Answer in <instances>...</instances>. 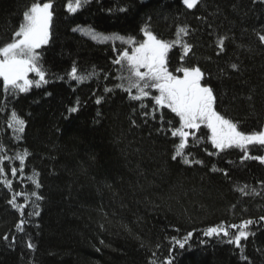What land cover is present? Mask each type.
<instances>
[{
  "label": "trees",
  "instance_id": "16d2710c",
  "mask_svg": "<svg viewBox=\"0 0 264 264\" xmlns=\"http://www.w3.org/2000/svg\"><path fill=\"white\" fill-rule=\"evenodd\" d=\"M44 1L52 4L50 41L37 52L47 83L13 94L0 81V264H264V164L214 148L205 125L172 159L179 117L155 105L156 89L130 99L137 89L126 91L127 63H114L123 48L86 34L136 45L143 30L180 39L168 70L182 78L177 68L200 67L216 110L250 133L264 129V0H199L193 9L182 0H87L74 13L69 0H36ZM33 2L0 0V46ZM180 28L188 34L178 37ZM73 67L83 81L70 76ZM13 112L25 121L22 133ZM248 155L264 148L249 146ZM245 220L254 223L237 248L228 240ZM214 226L230 236H205Z\"/></svg>",
  "mask_w": 264,
  "mask_h": 264
},
{
  "label": "snow or ice",
  "instance_id": "6c2138e0",
  "mask_svg": "<svg viewBox=\"0 0 264 264\" xmlns=\"http://www.w3.org/2000/svg\"><path fill=\"white\" fill-rule=\"evenodd\" d=\"M86 2L87 0H69L67 10L74 13L82 6V3ZM198 2L199 0H182V3L188 9L195 8ZM51 8V2H36L34 0L22 13V21L14 32L11 42L0 46V80H2V87L5 92L14 94L18 91L23 93L27 92L34 84L39 87L41 84L47 83L46 73L40 63V53L37 52V49H40L42 45H46L49 41V26L52 19ZM143 31L146 40L140 43L138 47L133 48L131 55H129L128 51H124L114 63H127L130 73L128 78L130 87L126 91L130 92L132 88L137 89V94L130 96V99L142 100L144 97L149 96V92L146 89H156L159 95L152 97L155 105L161 108L167 107L179 117L180 126L172 130V136H179L181 139L176 147V154L172 159L175 160L177 156H183V150L186 147L189 136V132L185 131V129L199 130L201 125H205L211 131L210 139L214 148L220 151L228 148H238L244 152V159L259 160L264 164V156L248 155L249 146L264 148V129L250 133L238 130L237 123L226 119L216 110L217 97L214 95L211 86L201 84L204 73L200 67L177 68L176 71L183 73L182 78L173 75L168 70V53L174 45L181 44V40L177 39L168 42L158 39L151 31ZM181 33L187 35L188 30L180 28L177 36L179 37ZM89 35L93 39L101 38L99 34L94 32H90ZM102 39H108V37H103ZM115 39L123 38L117 36ZM260 39L264 41V36H260ZM126 42L131 43V38ZM218 44L223 50L224 40L220 39ZM182 47L184 55H187L191 51L192 46L185 42ZM181 59H183V56ZM231 67L233 69L238 68L236 64L231 65ZM141 69H145V71H141ZM29 73H35L39 79H29ZM70 76L78 81H83L84 79V77L78 76L75 67L72 68ZM132 77H135V79H132ZM96 102L100 103V100L98 99ZM141 106L143 107L144 105L142 104ZM70 111L75 112L76 108H72ZM12 122L16 131L21 133L24 131L25 121L15 112L12 113ZM27 155L28 153L25 150V153L18 157L22 164ZM183 162L189 163L186 158ZM196 163L202 162L196 161ZM3 172L4 169L0 168V173ZM11 173L15 176L17 169L12 168ZM4 183L6 186H11V181L9 180H5ZM34 183L39 187L38 182L34 181ZM240 191L243 192V189H240ZM32 195L37 196L35 192ZM37 199H42V197L37 196ZM9 203L13 207H20L15 203V197ZM35 214L39 215V212ZM260 219L264 220V217ZM253 223L254 221L252 220L243 221L238 226V234L233 235L228 240V243H233L237 248H241L242 239L246 240L250 235L249 231L245 229ZM22 224L23 221L17 226L18 229L22 230ZM231 227L236 228L237 225H231ZM221 233L225 237L230 236L223 226L209 227L204 232V235L212 237L213 235L219 236ZM191 235L192 233L189 232L183 241L177 240L178 246L184 248L188 237H191ZM4 239L7 240L8 237L5 236ZM28 248H33V245L29 243ZM168 264H172V262L168 261Z\"/></svg>",
  "mask_w": 264,
  "mask_h": 264
},
{
  "label": "rangeland",
  "instance_id": "374dc122",
  "mask_svg": "<svg viewBox=\"0 0 264 264\" xmlns=\"http://www.w3.org/2000/svg\"><path fill=\"white\" fill-rule=\"evenodd\" d=\"M45 2V1H44ZM50 28H51V21H50V26H49V41H50ZM80 33H83V32H80ZM89 33L90 32H86V34H87V37L91 40V41H93V42H96V43H98V44H109V43H115V44H117V45H119L120 47H122L123 49L121 50V55L123 54V52L124 51H128L129 52V55H131V53H132V49L133 48H135V47H138L139 46V44L138 45H136L137 43H136V40L135 39H131V43H128V42H126V41H128L129 39H115V37H108V39H102L103 37H106V36H100L101 38H98V39H93L92 37H91V35H89ZM144 40H146V37H144V39H143V41ZM49 41H48V43H49ZM142 40H141V42L140 43H142L143 42ZM47 43V44H48ZM46 44V45H47ZM46 45H42L41 46V48H43V47H45ZM40 48V49H41ZM39 49H37V51H38ZM141 71H145L144 69H141ZM35 76V77H34ZM28 78L29 79H33V80H38L39 79V77L38 76H36V74L35 73H29L28 74ZM1 82H2V80H0ZM158 95H159V92H158ZM169 109V108H168ZM185 131H188L189 132V136L188 137H190V135H192L191 134V131H196V129H185Z\"/></svg>",
  "mask_w": 264,
  "mask_h": 264
}]
</instances>
